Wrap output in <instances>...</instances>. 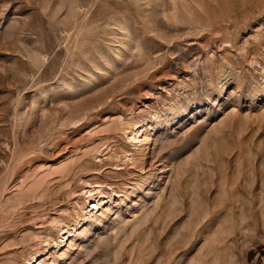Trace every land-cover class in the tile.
Wrapping results in <instances>:
<instances>
[{"label": "rangeland", "instance_id": "374dc122", "mask_svg": "<svg viewBox=\"0 0 264 264\" xmlns=\"http://www.w3.org/2000/svg\"><path fill=\"white\" fill-rule=\"evenodd\" d=\"M0 264H264V0H0Z\"/></svg>", "mask_w": 264, "mask_h": 264}]
</instances>
